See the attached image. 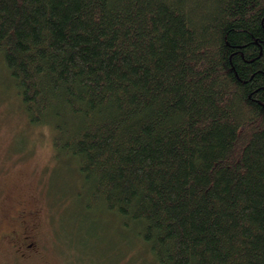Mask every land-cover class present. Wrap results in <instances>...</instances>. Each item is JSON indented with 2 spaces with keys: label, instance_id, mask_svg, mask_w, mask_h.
Segmentation results:
<instances>
[{
  "label": "trees",
  "instance_id": "1",
  "mask_svg": "<svg viewBox=\"0 0 264 264\" xmlns=\"http://www.w3.org/2000/svg\"><path fill=\"white\" fill-rule=\"evenodd\" d=\"M0 70L99 258L264 264V0H0Z\"/></svg>",
  "mask_w": 264,
  "mask_h": 264
},
{
  "label": "rangeland",
  "instance_id": "2",
  "mask_svg": "<svg viewBox=\"0 0 264 264\" xmlns=\"http://www.w3.org/2000/svg\"><path fill=\"white\" fill-rule=\"evenodd\" d=\"M0 80L1 84L6 81L8 84V77L2 70ZM1 84L0 234L10 228L16 229L17 223L12 218L19 210H27L32 213L33 233L29 242L34 250L20 247L13 251L0 243V264H86L89 260L95 261L102 252H108L107 217L96 218L90 224L87 216L81 218L78 215V200L69 201L70 195L66 196V193L75 195L80 185H70L73 179L69 178L64 162L54 158L52 130L27 123L23 112L17 110L12 95L1 91ZM23 139L25 143L21 147ZM72 169L69 168L70 173ZM114 241L124 245L119 238ZM135 248L138 249L131 246L127 251L125 247L126 253L110 262L107 254L106 258L97 261L102 264H145L142 256L136 260L130 257Z\"/></svg>",
  "mask_w": 264,
  "mask_h": 264
},
{
  "label": "flooded vegetation",
  "instance_id": "3",
  "mask_svg": "<svg viewBox=\"0 0 264 264\" xmlns=\"http://www.w3.org/2000/svg\"><path fill=\"white\" fill-rule=\"evenodd\" d=\"M32 214V213H31ZM31 214L29 211L21 209L18 211L17 215L12 218L13 221L17 223L16 229H7L6 230V236H12V240L14 242H17V244H20V247L26 250L32 249V243L29 242L32 231H33V221L31 220ZM19 229V231H15ZM17 237H16V236ZM5 235H1L0 237L3 238ZM15 236V237H14ZM15 239V240H14ZM34 250V249H32Z\"/></svg>",
  "mask_w": 264,
  "mask_h": 264
}]
</instances>
